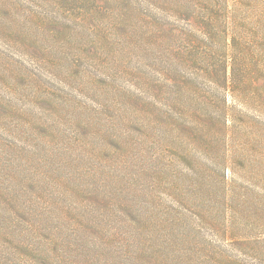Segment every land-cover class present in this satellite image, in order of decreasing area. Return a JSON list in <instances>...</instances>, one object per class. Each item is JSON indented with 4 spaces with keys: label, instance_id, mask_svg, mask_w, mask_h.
I'll list each match as a JSON object with an SVG mask.
<instances>
[{
    "label": "rangeland",
    "instance_id": "rangeland-1",
    "mask_svg": "<svg viewBox=\"0 0 264 264\" xmlns=\"http://www.w3.org/2000/svg\"><path fill=\"white\" fill-rule=\"evenodd\" d=\"M153 14L0 0V264H264V68L232 89L249 60L228 49L227 142L206 130L185 160L170 127H146V79L202 71L175 33L149 43Z\"/></svg>",
    "mask_w": 264,
    "mask_h": 264
},
{
    "label": "trees",
    "instance_id": "trees-1",
    "mask_svg": "<svg viewBox=\"0 0 264 264\" xmlns=\"http://www.w3.org/2000/svg\"><path fill=\"white\" fill-rule=\"evenodd\" d=\"M149 4L155 19L152 23L155 27L151 30L150 23L146 29L148 36L151 35L149 43L160 45L167 40L169 32L175 33L174 37H180L179 64L185 67L190 64L202 71L197 80L203 83L195 79L189 82L186 76L180 80H169L165 75L159 80L147 78L155 96L146 127L151 129L152 123L158 124L159 129L170 127L174 133L171 147L183 159L191 160V149L196 140L206 136V130L209 140L215 142L212 145L227 142L224 92L228 88L225 65L228 49H233L235 54L241 52L243 60H249L242 75H236L233 67L232 89L233 85L247 84L250 74L256 81L260 79V73H252L251 67L259 72L264 68V0H149ZM163 17L172 23L161 28ZM171 82L174 83L170 88ZM174 87L178 93L162 103V97Z\"/></svg>",
    "mask_w": 264,
    "mask_h": 264
}]
</instances>
